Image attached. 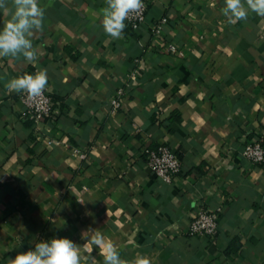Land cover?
<instances>
[{
  "label": "crops",
  "instance_id": "crops-1",
  "mask_svg": "<svg viewBox=\"0 0 264 264\" xmlns=\"http://www.w3.org/2000/svg\"><path fill=\"white\" fill-rule=\"evenodd\" d=\"M5 3L0 30L14 11ZM39 6L37 59L0 58V264L53 238L84 256V244L94 248L103 264L97 236L128 264H264V167L241 154L264 141V16L233 24L224 0H154L138 31L113 39L106 0ZM41 69L57 113L36 128L5 84ZM161 144L183 161L172 183L147 167L145 150ZM199 202L222 208L214 240L189 234Z\"/></svg>",
  "mask_w": 264,
  "mask_h": 264
},
{
  "label": "clouds",
  "instance_id": "clouds-1",
  "mask_svg": "<svg viewBox=\"0 0 264 264\" xmlns=\"http://www.w3.org/2000/svg\"><path fill=\"white\" fill-rule=\"evenodd\" d=\"M224 2L222 13L229 23L246 20L249 11L264 16V0ZM12 3L14 11L10 12V19L0 30V58L17 59L22 56L30 63L34 62L37 54L30 37L34 30H42L44 10L39 6V0H12ZM141 7L142 0H106V7L102 9L105 33L113 39L121 38L126 27L125 20L129 18L130 13L139 11ZM0 9L9 11L5 0H0ZM47 82V71L41 69L35 74L13 77L5 87L9 92L27 93L29 97H37L42 94ZM92 243L97 247L101 245L106 247V252L102 251L103 264H128L120 258L119 251L113 244H105L102 236L94 238ZM83 247L87 256L82 254L81 246L72 240L53 238L50 241L36 243L34 250L18 253L14 259H9L8 264H82V260L94 264L95 257L92 253L95 249L88 248L86 244ZM131 264H150V261L146 257L137 256Z\"/></svg>",
  "mask_w": 264,
  "mask_h": 264
},
{
  "label": "built area",
  "instance_id": "built-area-1",
  "mask_svg": "<svg viewBox=\"0 0 264 264\" xmlns=\"http://www.w3.org/2000/svg\"><path fill=\"white\" fill-rule=\"evenodd\" d=\"M154 0H142V7L137 12H132L129 18L125 20L127 29L138 31L145 23L147 13ZM168 17H162L154 24V33L161 36L164 28L168 24ZM123 90L111 98L110 104L114 111L122 108ZM20 100L25 106L22 118L39 128L43 121L57 113L56 103L45 88L41 95L29 97L27 93H20ZM61 142L57 139H48L46 144L49 147L59 145ZM242 156L254 165L264 167V141L257 139L248 141L244 144L241 151ZM145 159L147 167L153 176L172 183L183 171V161L174 149L168 144H161L156 148H147L145 150ZM222 208L212 209L204 202L196 203L192 214V220L189 224V234L201 236L210 240L216 239L220 234V218Z\"/></svg>",
  "mask_w": 264,
  "mask_h": 264
}]
</instances>
